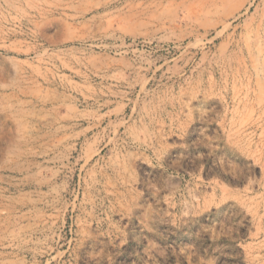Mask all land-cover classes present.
<instances>
[{
    "label": "rangeland",
    "instance_id": "rangeland-1",
    "mask_svg": "<svg viewBox=\"0 0 264 264\" xmlns=\"http://www.w3.org/2000/svg\"><path fill=\"white\" fill-rule=\"evenodd\" d=\"M0 264H264V0H0Z\"/></svg>",
    "mask_w": 264,
    "mask_h": 264
}]
</instances>
